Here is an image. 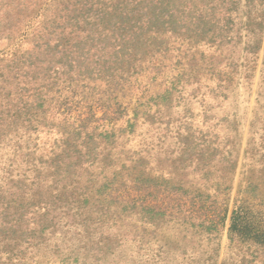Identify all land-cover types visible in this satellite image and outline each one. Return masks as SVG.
Listing matches in <instances>:
<instances>
[{
    "label": "rangeland",
    "instance_id": "1",
    "mask_svg": "<svg viewBox=\"0 0 264 264\" xmlns=\"http://www.w3.org/2000/svg\"><path fill=\"white\" fill-rule=\"evenodd\" d=\"M0 264H264V0H0Z\"/></svg>",
    "mask_w": 264,
    "mask_h": 264
}]
</instances>
